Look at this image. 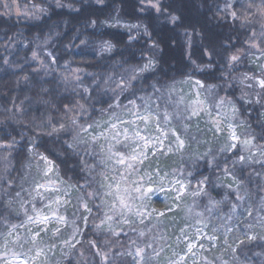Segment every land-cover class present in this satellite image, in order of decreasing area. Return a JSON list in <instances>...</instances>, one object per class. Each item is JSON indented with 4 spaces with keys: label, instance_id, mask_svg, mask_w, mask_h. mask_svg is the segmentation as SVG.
I'll return each instance as SVG.
<instances>
[{
    "label": "snow or ice",
    "instance_id": "snow-or-ice-1",
    "mask_svg": "<svg viewBox=\"0 0 264 264\" xmlns=\"http://www.w3.org/2000/svg\"><path fill=\"white\" fill-rule=\"evenodd\" d=\"M141 3H144V0H141ZM148 3L157 12L161 11L160 0H148ZM4 7H8L7 3ZM34 7L39 12L44 11L43 8ZM220 11L234 21L239 20L243 28L254 23L257 16L264 20V0H259L258 3L256 0H248L247 3H244V0H226ZM177 19L175 15L170 17L173 22ZM145 34H148L147 30ZM186 35H189L190 41V34ZM129 39L133 37L130 36ZM245 43L248 45L247 51L250 56L252 49L258 50L260 55L255 60L250 59V63L257 62L256 72L243 73L239 83L246 88L254 89L256 98L254 101L245 100L250 93L242 90L239 99L245 100V103L259 104L264 109V62H259L264 61V23L260 24L259 33L253 29ZM150 47L155 50L158 46L153 43ZM112 50L113 45L110 42H103L101 52ZM244 52L245 49H237L236 53L227 57L229 68L240 62ZM46 55L51 57L52 53L47 52ZM203 55L210 53L205 51ZM31 57L33 60H39L42 67H46L37 51H33ZM141 58L144 60L142 64L124 67L118 77L115 73L104 77L102 92L105 95L111 93L108 99L112 101L107 103L106 107L96 108L95 103L100 101L94 103V98L89 95L90 86H83L82 92L73 90L76 95L82 96V100L76 99L63 105V115L60 117L62 122L57 125L51 117L43 122L45 128L51 129L46 133L48 137L53 135L57 138L61 135L68 137L63 141L66 150L57 155L77 158L80 172L85 174L84 183L72 184L64 179L56 160L38 151L36 141L31 140L27 149L29 157L24 165L28 171L21 177L20 191L15 192V198L10 197L4 201L10 213L23 215V221L19 224L5 221L8 231L2 237L0 246L5 249H8L9 245L26 248L28 254L34 253L31 255L32 264H49L48 253L57 245L45 244V238L58 239L62 232L61 226L71 225V237L63 240L62 246L70 250L75 248L81 243L76 237L82 235L83 230L76 226L74 220L70 221L62 214V209L66 210L72 204L73 192H76L79 194L75 197L74 214H79L85 225L88 224L90 216L84 213L91 214L92 202L98 200L99 203L95 207L99 222L94 224L95 230L118 236L125 227L129 228L140 238L139 242L130 241L135 250L134 252L130 250L128 255L138 258L135 259V264H159L160 256L171 245L162 235L149 239L140 228L141 225L151 231L153 221L159 224L163 218L183 212L185 221H193L194 225L199 226L196 228V234L199 235L203 228L208 226V218L228 198L226 194L221 200H216L210 191L213 184L211 178L208 176L197 178L196 166L200 161H204L209 169L215 168L221 173L223 179L217 177V186L230 179L231 182L227 183L226 187L233 189L235 186L236 199H245L247 192L241 194L243 182L235 175V167L229 168L225 158L224 167L221 169L219 157L232 153L235 156L231 161L233 166L251 161L264 167V143L257 142L258 139L264 140V136L258 138L245 131L251 126L246 120L240 119L236 98L227 94L220 95L217 91L220 85L205 84L195 78L196 73H200L205 67L211 68L212 65H198L189 56L191 68L182 79H171L164 83L154 79L145 85L142 83L146 79L145 74H154L158 61L152 55L142 54ZM52 63H55V58ZM80 72V69H74L63 79L72 80L79 87ZM92 84L99 88V78L94 79ZM185 85L190 86L187 93L183 90ZM149 87L151 92L147 91ZM16 111L22 113L23 109L17 106ZM260 116L264 118V111ZM202 118H206L204 129L199 126ZM193 122L196 125L195 132ZM206 133H212L215 140L223 139V144L217 151L208 148L200 153L193 149V145L199 146L210 142L208 139L198 138ZM14 143V140L11 143L0 141V147L11 148ZM236 152L241 154L236 156ZM245 152L248 153L247 156L243 154ZM176 155H179L182 161L179 167L169 170L161 168L160 157ZM9 156L3 158L6 172ZM152 160H156L155 167L151 165ZM260 175L257 173V176ZM0 180H6L7 188L4 191L7 195L15 185V180L7 179L6 176L0 177ZM193 180L196 181L195 185L192 183ZM24 184H28L29 187L25 188ZM84 189L91 190L85 192ZM260 190L264 191V187ZM22 193H27L28 199H25ZM156 193L164 194L163 208L152 206L156 202L153 201ZM189 197L191 203L186 204L185 201ZM201 201H206L203 210L196 211L201 207ZM260 201V207L264 209V196L260 197ZM37 203L40 204L39 207ZM236 207L237 205L233 204L231 210L234 211ZM228 218L231 219V216ZM260 219L264 226V217ZM189 227L186 222L177 236L178 242L183 238L186 249L183 254L173 252L167 264H187L188 254L195 255L193 250L196 245L185 232ZM19 229H23L24 232L21 233ZM215 231L213 228V232ZM49 232L51 237L48 236ZM259 238L264 241V236ZM209 239L215 242L218 237L212 235ZM246 239L251 242L256 240L257 236L247 235ZM224 242L227 244V236ZM243 243L244 241H237L238 246ZM88 244L97 247L95 241H88ZM199 247L203 248V245ZM227 247L232 253L237 251V247L232 245ZM146 249H151L152 254L148 255ZM96 254L100 255L102 260H107L106 253L98 250ZM20 255L23 253L12 252L14 259ZM217 259L220 260V264H228L222 257ZM0 264H12V261L8 260L7 252L0 255ZM193 264L198 262L194 260ZM204 264H215V261L205 258Z\"/></svg>",
    "mask_w": 264,
    "mask_h": 264
},
{
    "label": "trees",
    "instance_id": "trees-1",
    "mask_svg": "<svg viewBox=\"0 0 264 264\" xmlns=\"http://www.w3.org/2000/svg\"><path fill=\"white\" fill-rule=\"evenodd\" d=\"M14 1L19 5L40 6L44 11L37 18L15 16L8 7H4L5 3L9 6ZM225 2L226 0H160L161 11L157 12L149 5L148 0H144V3H141V0H0V141H15L11 148L0 147V152L8 153V156L11 153V168L7 174L8 179L15 180V185L10 192L18 189V180H21L27 170L24 167L29 157L27 149L33 139L39 146L38 151L48 154L60 165L64 179L72 184L84 183L85 174L80 172L77 158L57 155L66 150L63 141L68 137H48L46 133L51 129L45 128L43 122L49 117L57 125L62 122L60 117L63 115V105L76 99L82 100V96L76 95L73 90L82 92L83 86H90L89 95L94 98V103L100 101L95 103L96 108L106 107L107 103L112 101L108 99L111 93L105 95L102 92L104 77L110 73H115L118 77L124 67L142 64V54L152 55L158 61L155 73L145 74L146 79L142 82L145 85L154 79H159L161 83L182 79L191 68L189 56L198 65L211 64V68L205 67L200 73H196L195 78L205 84L220 85L217 89L220 95L227 94L236 98L240 117L251 126L246 129L258 138L264 136L261 106L245 103L239 99L238 85H229V81L239 78L243 73L256 72L255 67L248 65L250 55L245 41L253 29L257 30L256 20L260 18L257 16L254 23L242 28L239 20L234 21L220 11ZM247 2L248 0H244V3ZM237 8L239 9V4ZM172 15L178 17L174 22L170 20ZM145 30L148 34H145ZM186 33L190 34V41ZM130 36L133 39H129ZM105 41L113 45L111 52H101ZM153 43L158 46L155 50L150 47ZM237 49H245V52L242 53L240 62L229 68L227 57L236 53ZM33 51L38 52L46 67H42L39 60L32 59ZM205 51L210 55H203ZM47 52H51L52 56H47ZM53 58L55 63H52ZM73 68L81 70L79 87L74 81L63 79L64 73ZM89 73L92 75H88ZM98 78L99 88L92 84V81ZM139 86L138 83L137 87ZM147 91L151 92V88H147ZM123 102L126 103V100ZM17 106L23 109L22 113L16 111ZM205 119L199 121L201 129L205 128ZM195 127L193 122V132ZM198 138L210 141L199 146L193 145V149L200 153L208 148L215 152L223 144V139H213L212 133ZM257 142L264 143V140L258 139ZM225 158L228 167H235V175L243 182L241 194L247 192L244 200L236 199L235 186L233 189L226 187V184L231 182L230 179L217 186V177L223 179L221 173L215 168L209 169L204 161L197 164L196 171L197 178H211L213 184L210 191L216 200H221L226 194L228 197L218 208L226 221L215 220L214 215L219 213L214 212L208 218L206 232L220 237L223 230L234 223V231L228 234L227 241L228 245L237 247V251L232 253L227 246H224L222 251L219 239L215 248L203 251V256H207L208 251H211L210 253L215 255V264H220L218 257L228 261V264H264V241L259 238L264 236V226L259 227L255 223L261 221L260 215L264 217V209L260 207V197L264 195V191L260 190V176H257V173L264 172V167L261 164L252 165L248 161L233 166L231 161L235 156L226 153L219 157L221 169L224 167ZM181 162L179 155L159 158L160 166L164 170L177 168ZM151 165L155 167L156 160H152ZM192 183L195 185L196 181L193 180ZM89 190L91 189H84L85 192ZM78 194L73 192L72 204L66 210L62 209V214L81 227L80 215L74 214L75 197ZM153 201H156L153 207L163 208L164 194L157 193L153 196ZM205 202L201 201V207L196 211H202ZM98 203V200L92 202L93 211L91 214L87 213L90 219L88 224L82 227L83 234L79 235L81 243L77 244L85 251L86 258L75 262L73 254L62 261V264H135L137 258L128 255L130 250H135L130 241L139 242L140 238L127 229L119 232L118 236L103 231L97 232L94 224L99 222L95 207ZM185 203L190 204L191 198H187ZM233 204L237 205L234 211L231 210ZM3 210V205H0V223ZM9 216H12L10 221L17 222L14 215ZM183 216V212H179L163 218L159 224L153 221L151 232L157 234L163 231L168 233L167 238H173L186 222L193 223L185 221ZM241 220L248 229L251 225L250 230H259L256 240L249 242L246 239L247 236L242 233ZM227 222L231 224L228 225ZM147 224L146 221L145 225ZM142 228L146 229L144 225ZM213 228L216 229L215 232ZM71 234L72 226H65L58 239L52 241L69 239ZM238 240L244 241L243 245L238 246ZM88 241H95L97 247H92ZM64 249L65 247H62V250ZM98 250L107 254V260H102V257L96 254Z\"/></svg>",
    "mask_w": 264,
    "mask_h": 264
},
{
    "label": "rangeland",
    "instance_id": "rangeland-1",
    "mask_svg": "<svg viewBox=\"0 0 264 264\" xmlns=\"http://www.w3.org/2000/svg\"><path fill=\"white\" fill-rule=\"evenodd\" d=\"M259 1V0H258ZM39 8H41L40 6H38ZM8 8L10 9V11L13 13V15L15 16H22L24 18H37L39 17L40 14H42L43 12H39L37 10V8L34 7V5L32 6H26V5H19L17 4V2H11V4L8 6ZM259 17V16H258ZM260 18V17H259ZM257 23H258V27H257V30H255L257 33H259L260 31V24L261 23H264V20H261V19H257L256 20ZM260 53L258 50L256 49H252L251 50V56L248 57V65L251 66V67H257V62H252L250 63V59L251 60H255L256 57H259ZM259 62H264V61H259ZM74 69H77V68H73L71 69L70 71L74 70ZM68 71V73L70 72ZM68 73H64L65 76L68 75ZM258 74V73H257ZM81 75V73H80ZM242 76V75H241ZM241 76H239V78L237 77L236 79H232L231 81H229V85H235L237 84L239 89H240V93H239V97L241 95V91L243 90L244 92H248L250 93V96L248 97H245V100H255V95H254V89H250V88H246L244 86H242L240 83H239V79L241 78ZM251 83V82H250ZM180 86L178 85V88ZM189 88L190 86L189 85H185L183 86V90L185 92H189ZM245 100H243L245 102ZM259 105V104H258ZM264 111V109H261V112ZM240 119H243L240 117ZM244 120V119H243ZM245 131L249 132L248 129H245ZM241 153L238 152L236 154V156H239ZM244 155H248L247 152L243 153ZM5 156H8V153H2L0 152V177H7L8 179V174L9 171H10V168H11V160L8 159L7 161V172L5 171V161H4V157ZM251 163L252 165H258L259 163H252L251 161H248V163ZM245 164V163H244ZM34 170V169H33ZM28 171V169L26 170ZM20 180V179H19ZM18 180V189L15 191H20V184H21V180L19 181ZM260 184L262 187H264V172L261 173L260 175ZM6 184V185H4ZM25 188H28L29 185L28 184H24L23 185ZM7 188V183H6V180H0V205H3V208H4V212H2V217H1V223H0V245H2V237L4 236V234L7 233L8 229L7 227L5 226V221H8V223H12V224H19L23 221V215H19L17 216L15 212H11L9 211V209L7 208V206L4 204V201H6L7 199H9L10 197L11 198H15V192L11 193L9 192L7 195L5 194V191L4 189ZM263 192V191H262ZM157 194V193H156ZM22 195L24 196L25 199H28V195L27 193H22ZM155 196V195H154ZM264 196V195H263ZM3 201V202H2ZM40 204L37 203V207H39ZM27 207L30 208V205H28ZM215 212H218L219 214L218 215H214V217H216L215 220H219V221H226L225 220V217L223 216V214L220 213L219 210H216ZM9 215H14V219H16L15 221L17 222H12L10 221L11 220V217L12 216H9ZM85 215H87V213H85ZM262 215H260L261 217ZM259 217V218H260ZM240 219V218H239ZM231 220V219H230ZM242 221V220H241ZM192 222V221H190ZM233 222V221H232ZM259 225V227L262 226V222H255ZM226 224H231L229 222H227ZM85 224L83 223L82 221V224H81V229L82 227L84 226ZM190 227L187 228L185 230L186 232V235H188L190 238H191V241L192 243H194L196 245V247L194 248V253L195 255L193 256L192 254H188V256L186 257L187 259V264H193V261H197L198 264H204L205 262V258L209 261H215V255L213 253H210L211 251H208L209 253H207V256H203V251L205 250H210L212 248H215V246H217V243H218V240L220 239L221 241V244H222V247H221V250L223 251V247L224 246H227L228 245V241H227V244H225V236H227L228 238V234L231 233L232 231H234V226L235 224L232 223L231 225H229L228 227H226L223 232L220 234V237H218V235L214 234V233H207L206 232V229L203 228L202 232H200L199 235L196 234V228L199 227L197 225H194V222L192 224H189ZM240 225H243L242 226V233L243 235H257L259 232V230L257 229L255 231V229L253 230H250L252 228H247L243 221L240 222ZM258 225H254V226H258ZM78 226V225H76ZM62 227V230L65 228V226H61ZM79 227V226H78ZM184 227V226H183ZM246 227V228H245ZM140 228L142 230L145 231L146 234H148V238L151 239L153 237H158V236H164L165 238L168 237V233L166 232H158L157 234H153V232L151 231H147L146 229L142 228V225L140 226ZM241 228V226H240ZM124 229H127V231H131L129 228L125 227ZM152 229V228H151ZM155 229V228H154ZM228 229H231V231H228ZM153 230V229H152ZM19 231L21 233L24 232L23 229H19ZM240 234V233H239ZM179 235V232L178 234L175 233L174 234V237L173 238H167L168 240V243L171 245L170 248L166 249L162 255L160 257H163L162 259H159V264H167V261L170 257H172V253L173 252H176V253H179V254H183V251L186 249V244L183 242V238H181V241L178 242L177 241V236ZM212 235H216L218 237L217 241L213 242L209 239L210 236ZM49 237H51V232H49L48 234ZM70 238V237H69ZM77 240H79V236L76 237ZM62 241L63 239H61L60 241H57V240H53L52 239H49L48 237L45 238L44 240V243L45 244H49V243H55L57 246L56 248L49 252L48 253V260H49V264H62L63 262L62 261H65V259L67 260L68 258H70L71 256H73L74 254V259H75V262L77 261H80V260H84L86 258V255H85V251L83 250L82 247H78L76 245V250L73 248V249H68L67 247H65L64 250H62ZM230 243V242H229ZM203 245V248H200L199 245ZM74 250V251H73ZM149 250L151 251V249H146V252L148 253V255H151L152 252H149ZM17 252V253H23V255H20L19 257L17 258H13L12 256V252ZM5 252L8 253V260H11L12 261V264H25V261H27V264H32V260H31V255H34V253L32 254H28L27 253V249H21L19 248L18 246H12V245H9V248L8 249H5L4 247L0 246V255H3ZM77 253V254H76ZM66 254V255H65ZM101 257V256H100ZM138 259V258H137ZM41 260H43V257H41ZM77 260V261H76Z\"/></svg>",
    "mask_w": 264,
    "mask_h": 264
}]
</instances>
